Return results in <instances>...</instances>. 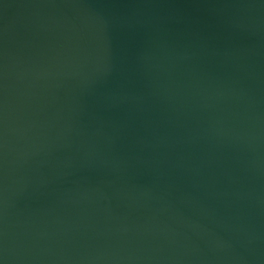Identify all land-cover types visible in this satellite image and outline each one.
<instances>
[{
  "label": "water",
  "instance_id": "95a60500",
  "mask_svg": "<svg viewBox=\"0 0 264 264\" xmlns=\"http://www.w3.org/2000/svg\"><path fill=\"white\" fill-rule=\"evenodd\" d=\"M0 264H264V0H0Z\"/></svg>",
  "mask_w": 264,
  "mask_h": 264
}]
</instances>
